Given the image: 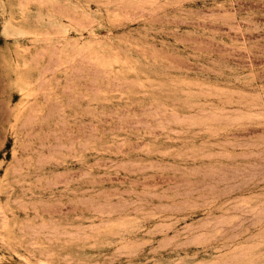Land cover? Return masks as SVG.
Wrapping results in <instances>:
<instances>
[{
    "label": "rangeland",
    "instance_id": "obj_1",
    "mask_svg": "<svg viewBox=\"0 0 264 264\" xmlns=\"http://www.w3.org/2000/svg\"><path fill=\"white\" fill-rule=\"evenodd\" d=\"M0 264H264V0H0Z\"/></svg>",
    "mask_w": 264,
    "mask_h": 264
}]
</instances>
